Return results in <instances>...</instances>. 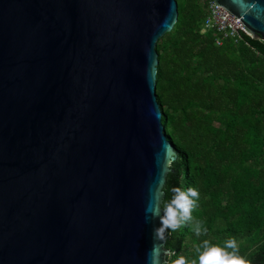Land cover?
<instances>
[{"label":"water","instance_id":"95a60500","mask_svg":"<svg viewBox=\"0 0 264 264\" xmlns=\"http://www.w3.org/2000/svg\"><path fill=\"white\" fill-rule=\"evenodd\" d=\"M213 1L264 41V0ZM177 18L176 0H0V264H148Z\"/></svg>","mask_w":264,"mask_h":264},{"label":"trees","instance_id":"16d2710c","mask_svg":"<svg viewBox=\"0 0 264 264\" xmlns=\"http://www.w3.org/2000/svg\"><path fill=\"white\" fill-rule=\"evenodd\" d=\"M201 1L176 0L177 22L156 46V98L176 152L163 201L173 187L196 189L191 215L208 230H169L167 260L190 264L203 240L223 247L235 238L240 256L264 264V41L217 46L214 31L202 33Z\"/></svg>","mask_w":264,"mask_h":264},{"label":"clouds","instance_id":"9594fccd","mask_svg":"<svg viewBox=\"0 0 264 264\" xmlns=\"http://www.w3.org/2000/svg\"><path fill=\"white\" fill-rule=\"evenodd\" d=\"M172 197L170 201H163V189L158 188L154 193L153 200L147 208L150 217L146 220L158 219L159 226L152 229L153 247L148 253V264H189L184 256L177 259L161 261V256H172L173 253L164 250V243L167 240L166 233L171 230L175 232L187 222L191 223V231L200 237L207 234V228L203 227L200 220L193 221L191 215L194 207L197 206L199 193L194 188L186 191L179 187L171 189ZM231 249V251H228ZM239 249L235 238L228 239L223 247L212 245L205 239L196 247L197 259H193L190 264H250V261L238 254Z\"/></svg>","mask_w":264,"mask_h":264},{"label":"built area","instance_id":"2783aa9c","mask_svg":"<svg viewBox=\"0 0 264 264\" xmlns=\"http://www.w3.org/2000/svg\"><path fill=\"white\" fill-rule=\"evenodd\" d=\"M202 6L205 9V20L202 25V33L214 31L217 34L215 41L217 46H221L224 40H232L233 43L239 44L242 41L238 30L245 36L251 37L243 23L226 11L223 7L216 6L213 0H202Z\"/></svg>","mask_w":264,"mask_h":264},{"label":"bare ground","instance_id":"6f19581e","mask_svg":"<svg viewBox=\"0 0 264 264\" xmlns=\"http://www.w3.org/2000/svg\"><path fill=\"white\" fill-rule=\"evenodd\" d=\"M225 9V8H224ZM226 10V9H225ZM227 11V10H226ZM231 14V13H230ZM232 15V14H231ZM234 16V15H233ZM249 33V32H248Z\"/></svg>","mask_w":264,"mask_h":264}]
</instances>
